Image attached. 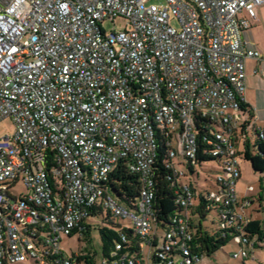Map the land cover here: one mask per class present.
<instances>
[{
    "label": "built area",
    "instance_id": "2783aa9c",
    "mask_svg": "<svg viewBox=\"0 0 264 264\" xmlns=\"http://www.w3.org/2000/svg\"><path fill=\"white\" fill-rule=\"evenodd\" d=\"M146 2L0 0V123L14 126L0 137V264H82L87 254L67 257L61 243L83 237L95 216L114 234L102 264H198L205 253L195 251L189 211L199 197L219 237L233 229L223 234L238 244L233 259L254 249L244 233L253 221L236 212L238 146L250 129L255 152L244 149L258 155L264 144L246 103L247 63L264 57L242 33L264 0ZM117 19L128 29L107 33ZM161 143L183 214L170 231L158 228L155 207ZM121 162L140 181L129 205L108 187ZM206 164L216 171L210 186L181 182ZM261 200L264 210V191Z\"/></svg>",
    "mask_w": 264,
    "mask_h": 264
},
{
    "label": "rangeland",
    "instance_id": "374dc122",
    "mask_svg": "<svg viewBox=\"0 0 264 264\" xmlns=\"http://www.w3.org/2000/svg\"><path fill=\"white\" fill-rule=\"evenodd\" d=\"M147 6H162L165 4V0H147ZM107 33L114 31H123L128 29L126 22L117 19L113 22H106L103 25ZM246 97L249 94H253L258 97V103L256 104V127L264 128V86L261 90H257L256 86L247 83ZM264 85V84H263ZM263 90V91H262ZM14 132V126L10 120H4L0 123V137L5 135H11ZM252 153H254L253 146L256 144V138L254 130L248 131V141ZM239 163L242 168V178L239 182L238 189V204L236 205V212L246 221H263V206H262V191L264 188V173L255 172L251 166V163L244 157L245 152L249 150L244 149L243 141L239 142ZM254 155V154H252ZM178 163V160H174ZM213 164H206L204 167L199 168L192 179L185 178L181 182L185 185L194 182L199 188H206L212 184V175H215L216 171ZM263 186H262V185ZM18 191L23 192V186L18 187ZM249 201V202H248ZM199 203L195 202L192 210L189 211V216L192 220L193 228L192 233L195 237H198L201 232L197 231L198 224H201L200 231H204L205 237L209 240H215L219 236L218 227L213 225L212 222L217 223V218L214 214H210L206 222L199 223ZM261 212V213H260ZM104 219L101 216H95L86 222V230L84 236H74L72 238H65L61 243V249L65 252L67 257L73 254H87L92 256L94 264H102L104 261V254L108 251H112L111 244L105 243L101 235V229H103ZM255 247L249 253L246 258L233 259L232 254L239 250L238 244L235 241H230L220 251L214 255L208 257L205 256L198 264H264V242H260L257 239L254 241Z\"/></svg>",
    "mask_w": 264,
    "mask_h": 264
},
{
    "label": "trees",
    "instance_id": "16d2710c",
    "mask_svg": "<svg viewBox=\"0 0 264 264\" xmlns=\"http://www.w3.org/2000/svg\"><path fill=\"white\" fill-rule=\"evenodd\" d=\"M209 135L205 130H201L198 135L197 142L201 150L209 152L212 147L208 145L207 139ZM159 157L156 160L154 169L156 172V182H157V198L155 207L158 212V228L164 231H170L173 229V221L182 217V211L177 205V194L171 185L169 178V170L167 169L166 163V147L164 144L159 146ZM245 159L252 163V167L255 172L264 173V144L260 146L258 155H251L245 153ZM212 156H201L198 158L200 164L208 163L213 161ZM193 173V172H192ZM108 187L110 191L119 198L122 202L126 204H131L137 199L140 192V181L138 175L131 172L127 166L121 162L113 171L109 177ZM194 191V190H193ZM195 192V191H194ZM200 206L198 209L200 223L207 221L211 212L206 209V202L204 198L199 197ZM214 223V222H213ZM217 224V223H214ZM201 225V224H200ZM201 234L197 237L198 246L195 251H200L205 253V256H212L216 252L220 251L225 247L230 241H232L233 236H223V234H233V229L222 231V236H218L215 240H209L206 238L204 231H200ZM244 233L247 234L246 237L250 241H255L256 239L260 242H264V226L262 221H253L244 229ZM128 236L131 240V245L138 247V241L134 238L131 231H127ZM101 235L105 243L111 244L113 247L114 234L106 229H101ZM108 256V251L104 254ZM74 256V254H73ZM79 263L82 264H94L91 255L81 256L78 258Z\"/></svg>",
    "mask_w": 264,
    "mask_h": 264
},
{
    "label": "crops",
    "instance_id": "0c3cea01",
    "mask_svg": "<svg viewBox=\"0 0 264 264\" xmlns=\"http://www.w3.org/2000/svg\"><path fill=\"white\" fill-rule=\"evenodd\" d=\"M242 39L244 43L246 44V47L249 50L257 52L264 57V5L258 8L256 21L253 22V25L249 30L244 31L242 33ZM246 73H247L246 81L247 83H249V86L253 85V86H256L257 90H261L264 86L263 85L264 84V77H263L264 63L256 62L252 60L249 61L246 66ZM258 102H259L258 97L254 96L253 94H249L248 97H246L247 106L249 108H252L254 112V122L256 118V107L255 106ZM255 126H256V123H255ZM244 141H248V134L245 136L243 142ZM237 189H238V186H237ZM263 191H264V188H263ZM237 195H238V190H237ZM263 213H264V210H263Z\"/></svg>",
    "mask_w": 264,
    "mask_h": 264
},
{
    "label": "water",
    "instance_id": "95a60500",
    "mask_svg": "<svg viewBox=\"0 0 264 264\" xmlns=\"http://www.w3.org/2000/svg\"><path fill=\"white\" fill-rule=\"evenodd\" d=\"M251 166H252V163H251ZM253 168V167H252ZM254 170V169H253Z\"/></svg>",
    "mask_w": 264,
    "mask_h": 264
}]
</instances>
